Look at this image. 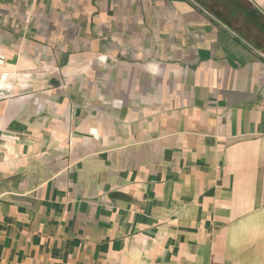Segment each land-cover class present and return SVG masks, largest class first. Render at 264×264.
Returning a JSON list of instances; mask_svg holds the SVG:
<instances>
[{"label":"crops","instance_id":"crops-1","mask_svg":"<svg viewBox=\"0 0 264 264\" xmlns=\"http://www.w3.org/2000/svg\"><path fill=\"white\" fill-rule=\"evenodd\" d=\"M247 34L192 0H0V264H264Z\"/></svg>","mask_w":264,"mask_h":264},{"label":"rangeland","instance_id":"rangeland-1","mask_svg":"<svg viewBox=\"0 0 264 264\" xmlns=\"http://www.w3.org/2000/svg\"><path fill=\"white\" fill-rule=\"evenodd\" d=\"M199 7H203L212 16H220L229 25L248 32L246 41L256 46L264 53V15L256 16L251 13L254 7L249 0H192ZM238 2V4H237ZM250 11L248 14L244 10ZM3 57L0 56V60ZM1 60V61H2ZM101 81V80H100ZM103 82V81H102Z\"/></svg>","mask_w":264,"mask_h":264},{"label":"trees","instance_id":"trees-1","mask_svg":"<svg viewBox=\"0 0 264 264\" xmlns=\"http://www.w3.org/2000/svg\"><path fill=\"white\" fill-rule=\"evenodd\" d=\"M244 12H245L246 14H248V12H250V11H246V10H244ZM251 13L254 14V15H256L257 17L260 16V15H259L260 13H259L258 11H256V10H253V12L251 11Z\"/></svg>","mask_w":264,"mask_h":264}]
</instances>
